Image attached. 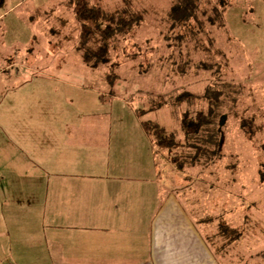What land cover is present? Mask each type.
<instances>
[{
  "label": "rangeland",
  "instance_id": "374dc122",
  "mask_svg": "<svg viewBox=\"0 0 264 264\" xmlns=\"http://www.w3.org/2000/svg\"><path fill=\"white\" fill-rule=\"evenodd\" d=\"M31 1L32 7L40 9L44 0ZM90 1L111 9L116 0ZM18 2L4 0L0 3V12H9L4 19L0 17V43L6 47L5 52L0 53V65L13 59L6 55L7 51L24 50L23 45L17 43L24 42L27 35L23 23L15 19L19 8L14 4ZM152 2L140 3L143 27L135 28V33L131 31V38L124 35L116 44L115 53H111L107 64H118L114 69L117 78L112 81L108 74L114 65L110 68L106 64L84 65L76 50L79 29L73 20L64 28L70 34L67 39L72 40L68 44L72 46L77 42L73 50L69 51L68 45L57 47L36 36L29 48L33 56L30 65L40 64V60L45 64H61L49 72L79 88V91L70 88L74 103L85 106L88 114L92 115V109L125 108L123 102L127 100L140 120H150L180 139L178 146L156 151L159 156L154 153L160 168V204L172 195L187 209L191 221L203 233L201 237L213 257L210 264H264V0H232L224 14L229 36L224 29L208 27L206 15L197 13L198 20L204 23L203 29L208 28L210 39L214 38L215 43L214 39L211 43L206 41L202 34L194 35L195 41L191 39V29L196 30L197 26L195 23L190 27L178 26L183 21L174 20L183 16H173L171 21L167 0ZM67 9L70 10V6L65 8L69 12ZM7 10L10 11L6 13ZM207 12H210L209 7ZM32 76L35 77L33 85L39 87L40 74L34 69ZM185 91L196 97L148 110L157 96L174 98ZM203 94L207 96L200 97ZM15 95V108L7 115H0V146L23 141L38 144L42 138L39 127L50 120H43L37 111V97L31 100V96H27L26 106L21 108L24 107L21 96L18 92ZM211 96H219L222 104L219 109L221 142L212 145L219 150L217 158H207L210 145L208 148L200 144L185 145L180 125L182 111L207 110L214 104ZM19 123L27 125L25 132L24 129L21 132ZM4 127L13 131L12 136L11 132L3 131ZM119 136H126V131L122 130ZM190 158H196V162L190 163ZM8 202L4 197L0 200V264H16L17 256L22 264H53L51 260H44L48 254L46 238L33 226L37 213H33V209L26 212V204L16 210L14 206L5 205ZM74 211L78 213L77 209ZM73 212L63 224L90 225L87 210L77 217ZM168 215L166 220L178 221L174 213ZM163 217L164 214L160 218ZM85 236L89 237L88 231ZM80 264L89 263L80 261Z\"/></svg>",
  "mask_w": 264,
  "mask_h": 264
},
{
  "label": "crops",
  "instance_id": "0c3cea01",
  "mask_svg": "<svg viewBox=\"0 0 264 264\" xmlns=\"http://www.w3.org/2000/svg\"><path fill=\"white\" fill-rule=\"evenodd\" d=\"M70 1L44 0L40 9L32 7L31 0L14 4L19 13L13 17L23 23L27 35L24 42L17 41L23 45V56L18 49L7 51L13 59L0 65V115L15 108L18 92L24 104L21 108H25L27 96L31 100L37 97V111L43 120L50 121L39 127L42 138L38 144H1L0 200L7 198L5 205L16 210L26 204V212L33 209L37 213L33 226L46 238L48 254L44 260L53 264L77 260L78 264H210L213 257L201 237L203 233L197 230L187 209L172 195L160 204L157 153L127 100L123 102L125 108L92 109V115L88 114L85 106L74 103L70 88H79L49 72L61 64L40 60V64L30 65L33 56L29 48L36 36L57 47L70 46L72 40L66 37L70 34L61 22L73 20L71 12L65 10L71 6ZM8 15L0 12L3 19ZM75 44L68 47L69 51ZM5 48L0 43V53ZM34 69L40 74L39 87L33 85ZM27 85L32 86L25 88ZM19 124L25 132L27 125ZM122 130L126 136H119ZM3 131L12 136L11 129L4 127ZM85 210L90 214V225L63 224L72 212L77 217ZM170 212L178 221L166 220ZM162 214L165 220L160 218ZM15 262L22 264L18 256Z\"/></svg>",
  "mask_w": 264,
  "mask_h": 264
},
{
  "label": "trees",
  "instance_id": "16d2710c",
  "mask_svg": "<svg viewBox=\"0 0 264 264\" xmlns=\"http://www.w3.org/2000/svg\"><path fill=\"white\" fill-rule=\"evenodd\" d=\"M0 1V3H3L4 0ZM146 1L152 2V0H116L111 9H108L106 6H101L100 3L93 4L90 0L70 1L71 6L69 12L73 15L72 22L75 27L79 29L76 50L86 65L94 67L99 64H106L108 68L114 65L113 68L111 67L113 70L108 74V79L112 81V79L117 78L114 69L118 64H107L110 60V55L113 51L115 53V49H117L116 44L120 43L124 35H126V38L127 36L131 38V33L135 28L137 29L140 26V28L143 27L141 22L144 15L142 12L139 13V11L142 8L140 3L143 4ZM131 2L135 3L132 4ZM231 2L232 0H167L169 6L167 11L168 15L172 18L171 21L174 20L173 16L184 17L183 19L176 18L174 20L183 21L178 26L190 27L192 23H195L197 29H191L193 33L189 35L191 39L195 41L194 35L199 36L202 34V36H200H205L206 41L211 43L214 38L210 39L211 34L208 33V28L207 30L203 29L204 23L198 20L197 13L201 12L202 15H206L208 27L210 26V28L218 30L224 29V32L229 36L224 14L231 5ZM125 3H128V5H125ZM139 5L140 9L138 8ZM208 7L210 8L209 13L207 12ZM61 22L65 25L67 21ZM213 41V43H215V39ZM110 76H112V78H110ZM202 96L206 97L207 95H200V97ZM190 97H196V94L185 91L174 98L159 95L155 98L154 103L149 106L148 110H155L156 108L170 103H181L186 98ZM211 97V99L214 100V104L212 103L207 110L182 111L180 115V125L184 134L185 145L192 146L200 144L206 148L210 145L207 152L208 157H206L217 158L219 150H215L212 145L213 143L221 142L219 138L221 134L219 135V133L221 132L220 119L222 114L219 109L222 104L219 103L221 100L219 96ZM142 111L144 112L145 110L142 109ZM142 126L152 141L154 151L163 149L168 150L181 143L180 139H176L173 134L167 133L164 129L158 127L156 123L150 120H142ZM243 127L244 129L247 128L245 125H243ZM262 146L264 147V144ZM200 150L201 149L198 148V151ZM200 155H202V153ZM194 156L196 157L198 155ZM190 161V163L194 164L196 158H190ZM181 165L180 163L179 166L182 167Z\"/></svg>",
  "mask_w": 264,
  "mask_h": 264
}]
</instances>
